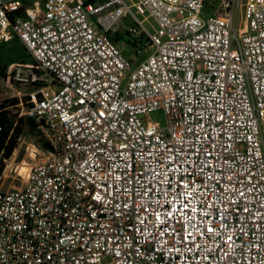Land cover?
Segmentation results:
<instances>
[{"label":"built area","instance_id":"built-area-1","mask_svg":"<svg viewBox=\"0 0 264 264\" xmlns=\"http://www.w3.org/2000/svg\"><path fill=\"white\" fill-rule=\"evenodd\" d=\"M206 3L0 0L50 147L20 188L2 160L0 264H264V0Z\"/></svg>","mask_w":264,"mask_h":264},{"label":"rangeland","instance_id":"rangeland-1","mask_svg":"<svg viewBox=\"0 0 264 264\" xmlns=\"http://www.w3.org/2000/svg\"><path fill=\"white\" fill-rule=\"evenodd\" d=\"M216 1L217 0H208L207 8L210 10L211 6L215 4ZM240 3L244 5L246 0H240ZM236 23H240L243 30L246 29V21L242 9H236ZM130 24L131 21L129 19L124 20L121 27L127 28ZM147 27H149V24H147ZM119 46L123 48L126 57L133 61L136 60L137 56L132 46H129L126 42L119 43ZM0 60V102H4L5 100H17L21 95L34 91V88L32 87L13 83L10 78V69L13 65L18 63H33L27 50L18 40H15L0 50ZM19 111L20 109L17 107L11 109L12 114H18ZM149 119L162 126L166 125V118L160 111L152 112L149 115ZM25 131H27V129H25ZM30 144H33L38 149L42 150L35 144L29 134L25 133L22 136V139L18 140L15 152L9 161L10 167L7 172L8 178L5 179L6 181L2 187L4 190L11 187H22L26 181L30 168L39 160L43 159L42 155H37L35 159L33 156H30V151H28Z\"/></svg>","mask_w":264,"mask_h":264},{"label":"trees","instance_id":"trees-1","mask_svg":"<svg viewBox=\"0 0 264 264\" xmlns=\"http://www.w3.org/2000/svg\"><path fill=\"white\" fill-rule=\"evenodd\" d=\"M206 4H208V0ZM111 38L118 43L122 40L121 37L115 35H111ZM15 40L18 39H14L10 43L14 42ZM10 43L3 45L0 50ZM126 43H128L129 46H132L133 48L135 46L130 41H126ZM15 104H17V100H5L4 102H0V156L1 153H3L0 160V177L4 171V163L2 160L9 159L13 155L19 138L25 133L29 134L35 144L41 149L48 151L50 148L49 145L45 141H43L42 137L40 136L39 124L34 119L18 118L17 114H12V108L10 107L14 106ZM25 129H27V131H25Z\"/></svg>","mask_w":264,"mask_h":264}]
</instances>
